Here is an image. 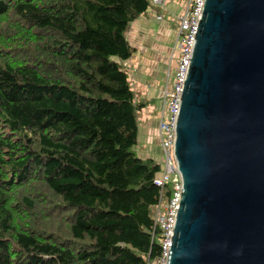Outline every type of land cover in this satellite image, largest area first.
Masks as SVG:
<instances>
[{"label":"trees","instance_id":"trees-1","mask_svg":"<svg viewBox=\"0 0 264 264\" xmlns=\"http://www.w3.org/2000/svg\"><path fill=\"white\" fill-rule=\"evenodd\" d=\"M149 0H0V264H148L161 170L123 65ZM170 185L164 189L170 194Z\"/></svg>","mask_w":264,"mask_h":264},{"label":"water","instance_id":"water-1","mask_svg":"<svg viewBox=\"0 0 264 264\" xmlns=\"http://www.w3.org/2000/svg\"><path fill=\"white\" fill-rule=\"evenodd\" d=\"M174 157L166 264H264V0H205Z\"/></svg>","mask_w":264,"mask_h":264},{"label":"built area","instance_id":"built-area-1","mask_svg":"<svg viewBox=\"0 0 264 264\" xmlns=\"http://www.w3.org/2000/svg\"><path fill=\"white\" fill-rule=\"evenodd\" d=\"M169 0H149L150 8L159 7L162 12L156 16L159 22H177L175 41L160 91L159 109L157 117L158 150L161 156V170L153 183L159 188V198L154 207L152 221L158 231L155 242L159 245V253L148 264H166L171 236L175 221L179 198L181 194V178L178 173L174 157L175 126L182 91L192 47L195 40L202 9L205 0H186L184 10L180 14H163V8ZM173 62L175 65L173 66ZM170 185V194L164 195L166 185Z\"/></svg>","mask_w":264,"mask_h":264},{"label":"crops","instance_id":"crops-1","mask_svg":"<svg viewBox=\"0 0 264 264\" xmlns=\"http://www.w3.org/2000/svg\"><path fill=\"white\" fill-rule=\"evenodd\" d=\"M171 4V3H170ZM169 9L172 10V5H169ZM162 12L161 8L153 7L147 11V14L136 21H134L127 32L126 38L129 43V39L134 38V42L137 39L138 35L142 32H148L150 37H147V41L144 43L143 47L147 48L145 55L153 54V57H156L157 54L163 52V41L169 37L173 38V44L175 41V30L172 28L173 24H161L156 20V16ZM154 16L155 22L158 23V26L155 32L151 33L149 26H146L145 19L147 16ZM137 43V42H136ZM130 47L133 49V55L136 54L135 45L129 43ZM135 56V55H134ZM138 61L136 57L132 56L131 60L128 63H125L123 66L130 72L131 63ZM143 75V74H142ZM134 86L133 88L135 94L140 99L139 101L144 102L146 105L143 110L139 112L140 115H144L143 119L140 120V128L138 126V138L136 145V152L139 158L141 159H151L158 165H161V156L158 150V142L156 140L157 134V116L156 113L148 110L147 108L150 105H153L155 100L159 97V91L147 81L146 77H138L133 79Z\"/></svg>","mask_w":264,"mask_h":264},{"label":"rangeland","instance_id":"rangeland-1","mask_svg":"<svg viewBox=\"0 0 264 264\" xmlns=\"http://www.w3.org/2000/svg\"><path fill=\"white\" fill-rule=\"evenodd\" d=\"M171 3V4H170ZM186 0H169L165 8H163V14H166L167 16L169 14L175 13V14H180L185 7ZM169 5H172L173 9L170 12V7ZM154 16H147L145 19L146 26H149L152 31L151 33L155 32L158 23L155 22ZM159 22V21H158ZM161 24L166 23V24H173L172 28L176 30L177 27V22H160ZM128 32V31H127ZM126 32V33H127ZM127 35V34H126ZM147 37H150V34L148 32H142L140 35H138L137 39L134 42V38L132 37L129 39V43L135 45L134 47L137 46L136 48V54L133 55V57L138 59V61H134L131 63V68L130 72L127 70L128 74L131 77V85L133 88L134 82L133 79H137L138 77H146L147 81H149L152 85L155 86V88L159 91V97L155 100L153 105H150L147 109L156 113V116L158 117V109H159V100H160V91L164 85V79H165V74H166V69H167V64H168V58L169 55L171 54L172 47H173V38L172 39L169 37L168 39H165L163 41V52L160 54H157L156 57H153V54H147L145 55V52L147 48H144L143 45L147 41ZM137 42V43H136ZM175 65V62H173V66ZM124 67V66H123ZM143 74V75H142ZM132 88V89H133ZM143 114L140 115L137 113V120H138V126L140 128V120L143 119ZM158 122V121H157ZM157 128V127H156Z\"/></svg>","mask_w":264,"mask_h":264}]
</instances>
